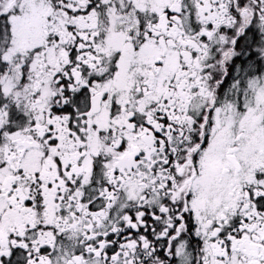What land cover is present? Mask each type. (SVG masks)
Masks as SVG:
<instances>
[{
	"label": "snow or ice",
	"instance_id": "snow-or-ice-1",
	"mask_svg": "<svg viewBox=\"0 0 264 264\" xmlns=\"http://www.w3.org/2000/svg\"><path fill=\"white\" fill-rule=\"evenodd\" d=\"M0 264H264V0H0Z\"/></svg>",
	"mask_w": 264,
	"mask_h": 264
}]
</instances>
